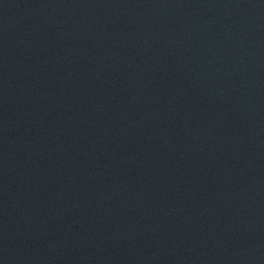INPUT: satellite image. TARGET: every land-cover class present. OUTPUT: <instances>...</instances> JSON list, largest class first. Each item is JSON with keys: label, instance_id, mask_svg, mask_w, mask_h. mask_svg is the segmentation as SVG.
<instances>
[{"label": "water", "instance_id": "water-1", "mask_svg": "<svg viewBox=\"0 0 264 264\" xmlns=\"http://www.w3.org/2000/svg\"><path fill=\"white\" fill-rule=\"evenodd\" d=\"M0 264H264V0H0Z\"/></svg>", "mask_w": 264, "mask_h": 264}]
</instances>
